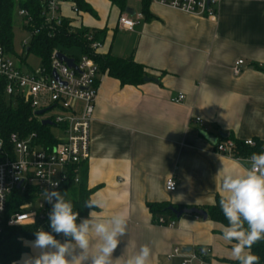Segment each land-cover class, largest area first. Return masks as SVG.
Masks as SVG:
<instances>
[{"label": "crops", "instance_id": "obj_1", "mask_svg": "<svg viewBox=\"0 0 264 264\" xmlns=\"http://www.w3.org/2000/svg\"><path fill=\"white\" fill-rule=\"evenodd\" d=\"M137 1L136 7L127 0L126 10L134 16L126 10L122 14L136 20L133 31L119 27L122 15L110 2L117 11L115 22L109 27V18L89 28L106 30L101 53L133 55L146 67L147 78L155 80L122 86L100 75L87 188L90 196L107 201L102 218L115 213L127 218L113 264H125L143 245L151 249L149 264H238L222 238V224L197 216L155 215L149 205L169 203L206 211L223 194V176L243 172L238 160L214 152L224 139L220 134L264 141V0H222L216 21L153 1V18L146 21ZM87 3L93 14L81 11L73 19L64 17L82 28L85 14L100 20L91 0ZM118 32L123 36L115 44ZM239 60L244 65L235 76L233 67ZM179 94L185 100L178 104L174 99ZM170 178L176 182L174 192L166 190ZM159 219L166 225H159ZM98 242L93 237L90 255ZM175 249L179 255H173ZM200 249L209 261L192 259ZM26 253L31 255L32 249Z\"/></svg>", "mask_w": 264, "mask_h": 264}, {"label": "built area", "instance_id": "obj_2", "mask_svg": "<svg viewBox=\"0 0 264 264\" xmlns=\"http://www.w3.org/2000/svg\"><path fill=\"white\" fill-rule=\"evenodd\" d=\"M152 1L211 21L218 19L222 2V0ZM37 2L42 7L40 16L43 24L49 29V38H55V32L67 19L62 13L65 5H69L77 15L81 12L73 0H37ZM15 11L22 18L30 40L29 43H24L23 54L19 56L18 62L12 59L13 52L0 46V82L4 84V92L8 98L27 103L34 115L38 111L47 110L43 116H35L41 122L43 120L52 122L51 128H56L58 132L57 134L52 132L57 144L50 147L36 143L35 134L25 138L12 134L9 138V149L0 139V233L4 224L9 227L37 226L38 229L45 230L49 224L52 205L44 200L42 192L46 189L61 192L67 185L79 184L82 165L90 158L91 125L99 91L101 74L95 57L103 49L102 40L95 39L94 33L89 32L85 34V51L78 47L69 50H76L79 56L55 49L49 65L41 64L38 71L25 72L23 66L28 65L26 56L29 55V46L32 38L39 34V29L34 26V17L27 10L21 9L19 4ZM68 21L69 32H75L76 26ZM136 25V20L128 15L119 18V27L122 30L133 31ZM58 54H63L72 60L74 66L69 67L58 58ZM243 65L242 60L235 63L233 67L235 76L242 73ZM54 72L57 78L54 77ZM184 100L185 96L179 94L174 102L179 104ZM46 114L47 117L43 118ZM196 123L202 125L203 122L201 119H196ZM244 143L255 146L253 139L244 140ZM214 152L234 160L243 158L236 155L234 141H218ZM49 181H58V188L52 189ZM170 183H173L172 188H169ZM166 190L168 192L176 190L174 178L167 180ZM15 194L24 196L26 201L20 206L19 211L7 217L8 202ZM33 199H38L37 209L27 211L25 208ZM157 222L159 225H166L163 219ZM169 226L173 227L174 223ZM179 254L180 250L175 249L173 255ZM192 259L201 261L197 254ZM189 263L186 261L184 264Z\"/></svg>", "mask_w": 264, "mask_h": 264}, {"label": "trees", "instance_id": "obj_3", "mask_svg": "<svg viewBox=\"0 0 264 264\" xmlns=\"http://www.w3.org/2000/svg\"><path fill=\"white\" fill-rule=\"evenodd\" d=\"M78 9L82 12L93 14L92 8L87 0H73ZM141 13L146 21L153 17L150 13V5L152 0H140ZM113 7H116L120 14H124L127 7V0H109ZM19 4L21 9L27 10L34 17V26L39 29V34L31 40L28 53L34 54L40 59L42 65H49L50 57L55 49L65 52L73 47L81 48L85 51L86 44L85 34L93 32L95 39L102 40L106 36V30H94L89 28L76 27L75 32H69V21L66 19L63 25L55 32V38L48 37V27L43 24L41 18V5L37 0H0V46L6 48L7 51L14 53L13 37H14V14L16 6ZM95 61L99 66L100 74H107L109 77L119 81L122 86H139L145 82L147 78L146 67L138 64L134 56L127 58L113 56L111 53H100L95 57ZM12 134H18L21 137H28L32 134L36 135L35 142L43 144V146H53L57 144L51 126H44L36 117L30 106L19 99L8 98L4 92V84L0 82V139L5 147L9 149V138ZM222 141H234L235 153L239 157L247 158L253 153L264 152V141L253 139L255 146H248L243 141L236 140L233 136ZM88 170L86 163L82 165L80 182L78 185H67L61 193L65 194L66 199H71L75 205V210L79 212L82 219L86 217L91 209L84 207V201L90 196L87 188ZM219 199L216 203L206 209L208 218L223 226L227 225V220L219 207ZM26 201L24 196L15 194L8 202L6 216L8 217L14 212L19 211L21 205ZM180 210L182 208L173 206L169 203L151 204L149 209L153 214H169L172 218H176L170 208ZM79 219L77 223H79ZM37 226L26 227H9L3 225L0 233V264H13L19 261L21 256L28 252V247L24 241L35 239V231ZM45 231H51L50 221ZM57 239L65 238L62 234L53 233ZM66 239V238H65ZM252 251L260 256V264H264V241L253 246ZM202 261H209L205 254L197 252Z\"/></svg>", "mask_w": 264, "mask_h": 264}, {"label": "clouds", "instance_id": "obj_4", "mask_svg": "<svg viewBox=\"0 0 264 264\" xmlns=\"http://www.w3.org/2000/svg\"><path fill=\"white\" fill-rule=\"evenodd\" d=\"M236 163L243 172L224 175L221 182L223 194L219 207L227 220L222 238L231 245V257L238 264H260V256L252 249L264 241V152L253 153ZM49 183L52 189L58 188V181ZM172 187L173 183H170L169 188ZM42 196L52 205L49 213L51 231L42 228L35 231L34 240L24 241L32 254H23L13 264H113V253L120 238L126 235L125 215L115 213L102 218L101 212L107 207V201L89 196L83 206L93 210L88 217L79 219L80 214L73 201L65 198L66 193L46 189ZM53 233L62 234L66 239L61 242ZM93 237L99 242L90 255ZM150 255V247L143 245L125 264H149Z\"/></svg>", "mask_w": 264, "mask_h": 264}, {"label": "rangeland", "instance_id": "obj_5", "mask_svg": "<svg viewBox=\"0 0 264 264\" xmlns=\"http://www.w3.org/2000/svg\"><path fill=\"white\" fill-rule=\"evenodd\" d=\"M133 2H135L136 7L139 6V3L137 0H132ZM91 4L93 6V8L97 11V13L99 14V18L100 20H97L95 18H93L90 15H83L84 16V26L86 28H98L100 27L106 20H109V27L115 22L116 18H117V11L115 8H113L110 4L108 0H91ZM63 14L65 16H68L69 18H75L77 14H75L74 12H72L68 6H66L65 8H63ZM81 15V12L80 14ZM76 27H79L80 25H75ZM123 33L118 32L116 37H115V44L118 42V40H120V38H122ZM30 40V36L27 33V31L24 29V25H23V20L21 17H19V15L17 14V12L15 11L14 14V37H13V46H14V54L12 55V59L16 62L19 61L20 59V55L23 54V46L24 43H29ZM66 54H77L79 56V52H76V50H65ZM26 60H27V64L26 66H23V71L28 72V73H33V71H38V69L41 67V62L40 59L35 56L34 54H29L26 56ZM47 117V114L43 117L45 118ZM53 133L58 132V130L52 129ZM58 135H60L58 133ZM38 206V199H33L31 200V202L29 203V205L25 208L27 211H35L37 209Z\"/></svg>", "mask_w": 264, "mask_h": 264}, {"label": "water", "instance_id": "obj_6", "mask_svg": "<svg viewBox=\"0 0 264 264\" xmlns=\"http://www.w3.org/2000/svg\"><path fill=\"white\" fill-rule=\"evenodd\" d=\"M130 11H131L130 9H127V10H126V13H127V14H130L131 16H134V12H131V13H130ZM58 58H59L61 61L67 63V65H68L69 67H73V66H74L73 61L70 60V59H68V58H66L63 54H58ZM54 77L57 78V75H56L55 72H54ZM145 81L148 82V81H155V80H154V79H151V78H146ZM46 112H47V110L38 111V112L35 113V115L38 116V117H40V116H43ZM42 124H43L44 126H52V122H50L49 120H43V121H42ZM220 135H221L224 139H228V138H229V134H223V133H221ZM170 210L174 213V215H175L178 219L181 218L182 216H185V215H189V216H197V217H199V218H202L204 221H206L207 218H208V214H207L206 211H204V210H200V209H197V208H182V209H180V210H177V209H174V208L171 207ZM190 251H191L190 249L187 250V252H190ZM199 253H201V254H206V252H205L203 249H200V250H199Z\"/></svg>", "mask_w": 264, "mask_h": 264}]
</instances>
